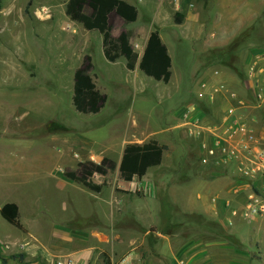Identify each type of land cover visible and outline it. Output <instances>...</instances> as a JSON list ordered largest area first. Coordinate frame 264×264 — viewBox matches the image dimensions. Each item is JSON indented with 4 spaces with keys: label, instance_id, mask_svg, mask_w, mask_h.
Segmentation results:
<instances>
[{
    "label": "rangeland",
    "instance_id": "rangeland-1",
    "mask_svg": "<svg viewBox=\"0 0 264 264\" xmlns=\"http://www.w3.org/2000/svg\"><path fill=\"white\" fill-rule=\"evenodd\" d=\"M127 1L139 13L137 22L130 28L141 35L142 45L136 41L138 36L133 47L140 55L146 45L147 54L141 61L144 73L141 74L140 71L128 72L123 59L109 63L98 32H79L78 28H64L62 32L59 9L54 21H44L33 17L36 15L32 11L35 10L34 0H0V208L12 202L22 206L23 223L32 235L30 264H58L65 259L77 264H113L125 254H133L142 264H148V260L164 264L159 253L162 246L155 240L157 225L146 229L141 219L137 222L130 210L123 209L115 200L117 195L123 197V192L114 187V183L121 180L119 173H109L106 178L94 177L98 184L107 182L110 189H116L117 193L111 195L115 205L113 212L98 201L101 194L68 181L65 173L72 171L68 168L76 169L79 162L82 165L104 160L120 163V147L116 145L127 139L138 142L136 136L144 138L133 144L155 142L168 152L165 162L179 160L190 165L203 162L198 140L184 139L176 130L181 116L168 114L170 106L178 99L168 108L160 102L175 98V91L187 86L193 88L194 95L198 94L202 80L210 78L215 83V77L219 76L216 74L223 71L242 80L245 74L241 72L240 59L244 53L251 49L264 52V0H182L181 11L187 15V21H178L171 0L166 1L168 6L161 4L158 9L157 0ZM39 3L36 13L44 8ZM62 3L60 0L55 4ZM175 23L181 25L171 28L172 33H160L171 50L172 67L169 69L160 65L157 52L148 49L149 34ZM114 29L117 34L122 32L121 19H115ZM229 48L234 53L226 52ZM210 51L220 62L208 66L200 64L199 59ZM87 59L92 64V82L106 98L98 114L79 113L73 104L75 77ZM225 60L228 63H224ZM230 78L233 77L228 75L227 79ZM164 80H168L167 83H163ZM190 82L195 83L189 85ZM238 88L232 89L245 92L243 87ZM230 93L225 90L221 96L228 99ZM183 94L186 95L185 90ZM164 95L168 99L162 98ZM54 124L94 141L93 147L84 148L83 153L78 148L70 151L55 145L54 137L47 133L56 131ZM36 130L39 132L30 133ZM65 135L67 133L62 136ZM263 173H258L253 182L264 178ZM263 181L256 187L252 183L249 189V193H255V199H242L236 207V233L221 232L224 237L230 236L227 239L232 243L222 249L221 254L237 256L240 264H264V214L244 217L252 200L264 204ZM128 190L127 194L134 200L133 208L138 207L141 213H146L148 204L156 203L150 198L143 201L144 192L133 185ZM160 202L167 203L168 199ZM182 202L185 207L195 208L196 195L189 192ZM100 214L105 225L96 221ZM178 229L175 224L171 232ZM23 239V234L9 225L0 213V264H3L2 259L9 260L12 255L20 254L23 247L17 244ZM232 245L238 246L237 253ZM239 248L243 250L242 257ZM170 254L173 256L169 251V258Z\"/></svg>",
    "mask_w": 264,
    "mask_h": 264
},
{
    "label": "crops",
    "instance_id": "crops-1",
    "mask_svg": "<svg viewBox=\"0 0 264 264\" xmlns=\"http://www.w3.org/2000/svg\"><path fill=\"white\" fill-rule=\"evenodd\" d=\"M39 1L44 5V8L36 13L39 9ZM59 1L60 0H34V5L32 4V6L35 10L32 11L36 15H33V17L35 19H43L44 21L53 20V17L57 14L56 9H59L58 16L60 17L59 22H61L62 32H64V28H78L79 32L86 31L82 25L72 22L66 16V7L69 0H63L61 5H56L55 3ZM124 1L131 4L130 1ZM166 1L167 0H157L158 3L155 2L156 9H158L161 4H166L168 6ZM139 2H141V0H139ZM170 3L176 7V18L177 15H181L182 19L180 20L187 21V15L181 11L183 6L182 0H171ZM258 11L261 12L262 9ZM257 12L255 14H257ZM169 23L170 21H168V24ZM160 24L161 23L158 25L160 26ZM166 24L167 23L164 25L167 26L168 24ZM131 25L128 29L135 32V40L139 36V39L136 41L142 45L141 35L134 29H131ZM179 25L181 24L175 23V25L165 28L161 26L158 29H154L149 34L151 36L152 33H158L161 43L167 48V59L170 61V66L167 68L169 69L172 67L171 50H169L168 46L164 43L162 35L167 34V32L172 33L170 29H176ZM122 27H124L123 21ZM189 28L192 27L190 26ZM121 33L122 32L117 34L114 29L116 37L120 36ZM143 48L144 52L139 55L136 70L132 72L126 68L128 72L137 74L140 71V74L144 73L142 72L143 66L141 61L147 54L145 51L146 45H144ZM149 48L150 46L148 49ZM240 61V67L242 66L241 72L245 74L242 80L239 78L237 79L230 72L223 71L221 74H216L219 75L218 77H215L213 74L215 83H213L214 80H210V78L202 80L198 84V94L194 95L193 88L187 86L183 90H176L175 94L177 95L175 98L160 102L165 108H168L170 103L178 99L175 104L170 106L168 114L170 117L181 116V121L177 125L176 130L179 131V134H181L184 139L198 140L199 143L195 142L198 145V149L201 151L203 162H193L191 165L189 162H179V160L177 162H165L168 152L163 151L162 164L158 167L149 169L147 175L142 180L136 179L132 183H125L120 180L114 183V187L117 186L118 189L123 192V197L117 195L115 198L123 209L130 210L129 212L137 218V222L141 219L146 224V229H150L151 227L154 228L157 225L158 231L155 233L157 235L155 240L162 246L159 253L163 258L162 262L164 264H240L237 256L232 258L221 254L222 249H226L228 244H232L229 239H227V237L230 236L224 237L221 232L236 233L235 227L238 225V220L235 217L238 212L236 207L241 203L242 199L255 197V193H249V189H252V183L256 187L261 183V180H264V178H261L260 181L253 182L255 178H247L243 174L244 169H257L255 162H260V156H264V67L262 66L264 62V52L251 49L244 53V57L242 56ZM228 75L233 78L227 79ZM166 77L167 76H165V78ZM169 79L170 78H168V80ZM168 80L162 82L167 83L165 81ZM192 83L194 84L195 82H190L188 84L190 85ZM203 85L211 86L216 90L212 98L208 96H205L207 98L202 97ZM238 85L244 88V93H238L233 90L238 88ZM139 86L142 87V85ZM240 87L238 89H240ZM154 90L155 88L153 91ZM184 90L186 91V95L183 94ZM225 90L231 92L229 94L230 96L228 95V99L227 96H225L226 99H223L221 96L222 92H225ZM235 97L240 103L236 102L234 99ZM162 98L168 99V96L164 95ZM229 108L234 110L235 116L238 118L240 124L244 123L246 132H240L237 128L238 126L234 124H225L222 122V116ZM196 121H198L200 126L204 129L200 131L201 137H199V135L189 137L187 133L189 128H191L189 124ZM64 127L56 125L55 132H47L50 136L54 137L55 145H59L64 150L68 149L70 151H76L77 148L78 150H83L86 147H93L94 141L83 138L76 133V131L66 130L67 128ZM39 130L35 132L30 131V133H37ZM65 133H67V135L62 136ZM250 133L256 137V141L250 147L251 151H248L247 138ZM135 138L138 142H141L144 136H139L140 139L137 136ZM138 142L128 141L127 139V141H123L122 144L116 145L120 147L121 161L125 147L128 144ZM221 144L223 148H219ZM203 146H206L209 151H214V155L206 154L203 151ZM223 150H226L229 155L227 156L224 154ZM85 152L86 151L83 150V153ZM171 153L173 152L171 151ZM175 157L176 159L179 158L177 153ZM118 164L120 165L121 162ZM261 166L264 167V162ZM59 167L61 166L57 168ZM81 167L82 162H79L76 169H68L79 173ZM132 185L144 192L145 198H143V201H146L148 198L156 200L155 204H151L150 206L148 204L146 206V213H141L138 207L133 208V197L127 194L129 192L128 189ZM110 188L111 187H105V190L103 189L101 193H98L101 194V199L98 201L109 206V211L113 212L115 205L114 199H111V195L117 192L115 188ZM189 192L196 195L197 203H195V208L191 207V205L185 207L182 202V199L188 196ZM162 199H168V205L166 202H160ZM17 205L20 210V220L25 229V231H20L18 229V231L23 234L24 239L17 245L23 247L19 250L20 254L25 255L23 264H30V238H32V235L30 234L29 228L23 223L22 206L19 203H17ZM3 206L4 204L2 207ZM109 211L107 212V217ZM143 214L146 216H143ZM180 217L182 219L178 220ZM104 220L102 214L96 216L97 223L105 225V223H103ZM192 220L193 223H190ZM175 224L178 225L179 229L171 232ZM67 229L73 230L70 227H67ZM208 229L211 231H208ZM180 231L182 233H180ZM216 233H218V235ZM232 249H234L235 253L238 252L237 245L236 247L233 246ZM169 251L173 253V256L170 254L172 256L171 258L167 256ZM239 252L242 257L243 250L239 248ZM12 253H15V251ZM247 259L248 262H250L248 257ZM147 263L155 264L154 262L150 263V260H148Z\"/></svg>",
    "mask_w": 264,
    "mask_h": 264
},
{
    "label": "trees",
    "instance_id": "trees-1",
    "mask_svg": "<svg viewBox=\"0 0 264 264\" xmlns=\"http://www.w3.org/2000/svg\"><path fill=\"white\" fill-rule=\"evenodd\" d=\"M138 9L124 0H69L66 7V16L75 23L82 25L87 31L98 32L103 38L104 56L109 63H117L123 59L129 71H135L139 61V54L134 50L133 41L136 38L134 31L128 27L138 20ZM119 18L124 27L120 36L114 34V21ZM177 19H182L177 15ZM149 46L159 55L160 65L167 68L170 61L167 59V48L161 43L158 33H152L149 38ZM234 53L232 48L226 50ZM200 64H218V56L213 51L208 52L199 59ZM226 62V60L224 61ZM92 64L87 59L86 65L80 69L75 77V96L73 104L76 110L82 114H98L105 106L106 98L96 89L92 82ZM54 127H56L54 125ZM164 149L155 142L145 144H128L119 165L114 160H104L101 163H83L79 173L69 171L65 173L68 181L84 186L95 193H101L110 184H98L96 175L106 178L110 172H119L120 178L125 183L134 180H142L149 169L162 164ZM2 218L20 231H25L21 220L20 210L17 204L7 203L1 208ZM13 261L23 264L24 254H15L11 258L2 259L3 264Z\"/></svg>",
    "mask_w": 264,
    "mask_h": 264
},
{
    "label": "built area",
    "instance_id": "built-area-1",
    "mask_svg": "<svg viewBox=\"0 0 264 264\" xmlns=\"http://www.w3.org/2000/svg\"><path fill=\"white\" fill-rule=\"evenodd\" d=\"M134 50H135V48H134ZM202 90H203L202 97L208 96V97L212 98L213 94L216 92L215 89H213L211 86H208V85H203ZM234 99L236 100L237 103H240V101H237L238 99L236 97ZM222 122L225 124H234V125L238 126L237 128L239 129L240 132H242V133L246 132V128L244 126V123L240 124V122H239L238 118L235 116V112L232 108H229L227 110V112L225 114H223ZM189 127H191V128H189V130L187 132L189 137H194L196 135H199V137H201L200 131H203L204 129L200 126L198 121H196L194 123H190ZM255 141H256V137L250 133L248 138H247V145H248L247 150L248 151H251L250 147L255 143ZM217 142H219V141H217ZM219 148H223L222 144L219 145ZM203 151L206 154L214 155V151H209L206 146H203ZM223 152L227 156L229 155V153L226 150H223ZM231 153H232V151H231ZM231 153H230V155H231ZM259 161L260 162H255V164L257 165V169H255V170L244 169L243 170V174L245 177L255 178L258 175V173H261L262 171H264V169H263L264 167L261 166L262 163L264 162V156L261 155L259 158ZM252 199H255V198L252 197ZM258 202H260V201H258V200L253 201L252 200L250 203H248L247 211L244 214L245 218H254V217H258V216L264 214V204L261 205ZM6 248H8V246ZM58 264H77V263L72 259H65V260L60 261ZM113 264H142V263L140 260H137L133 256V254H125V255L121 256L120 258H118V260L113 262Z\"/></svg>",
    "mask_w": 264,
    "mask_h": 264
}]
</instances>
